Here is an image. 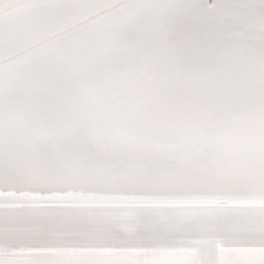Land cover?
Returning a JSON list of instances; mask_svg holds the SVG:
<instances>
[{
	"label": "snow or ice",
	"instance_id": "1",
	"mask_svg": "<svg viewBox=\"0 0 264 264\" xmlns=\"http://www.w3.org/2000/svg\"><path fill=\"white\" fill-rule=\"evenodd\" d=\"M0 264H264V0H0Z\"/></svg>",
	"mask_w": 264,
	"mask_h": 264
}]
</instances>
